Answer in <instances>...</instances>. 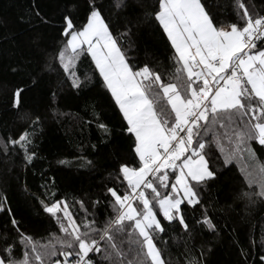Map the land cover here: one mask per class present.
<instances>
[{"label": "snow or ice", "instance_id": "6c2138e0", "mask_svg": "<svg viewBox=\"0 0 264 264\" xmlns=\"http://www.w3.org/2000/svg\"><path fill=\"white\" fill-rule=\"evenodd\" d=\"M152 18L171 53L163 71L130 56L131 19L113 23L95 0H90L82 22L70 12L63 16L61 46L49 54V68L54 62L64 76L61 87L67 84L79 92L90 81L87 73L80 74L79 64L88 60L94 66L108 106L122 118L121 131L134 137L130 150L138 159L118 161L115 179L110 185L102 180L101 191L88 203L81 199L69 205L55 194L41 201L62 234L53 231L44 242L21 231L9 209L12 228L5 231L14 234L0 237V264H166L157 240L166 243L172 225L189 238L200 230L218 234L220 226L206 210L205 193L234 161L246 157L254 163L240 171L254 190L243 195L264 198V164L255 163L250 146L252 141L264 146V11L257 12L248 0H232L227 6L218 0H158ZM31 40L37 51L47 52L38 34ZM22 97L23 89L13 90L12 108L20 109ZM93 119L103 137L111 135L100 114ZM39 123L36 116L31 130L0 139L4 155L13 149L32 163L37 156L32 138ZM97 147L89 144L93 150ZM74 160L80 167H96L84 155ZM50 182L54 186L47 180L45 186ZM5 203L6 197L0 200V210ZM74 205L83 210L84 219L78 221L71 211ZM201 206L205 210L190 221L188 211ZM101 209L108 218L98 224L96 212ZM236 244L241 264H264V236L258 243L252 239ZM253 248L259 250L255 260ZM209 250L201 247L200 256ZM189 264L200 261L194 258Z\"/></svg>", "mask_w": 264, "mask_h": 264}, {"label": "trees", "instance_id": "16d2710c", "mask_svg": "<svg viewBox=\"0 0 264 264\" xmlns=\"http://www.w3.org/2000/svg\"><path fill=\"white\" fill-rule=\"evenodd\" d=\"M218 2L227 6L232 0ZM95 3L102 6L103 14L113 23L126 19L133 21L130 56L162 71L168 69L171 53L165 46L166 37L162 38V29L152 18L158 0H95ZM248 3L254 5L257 12L264 11V0H248ZM89 4L90 0H0V139L7 141L10 136L31 130L35 117H40L32 138L37 156L32 163H26L19 154L32 182L47 202L55 194V198H66L69 205L81 199L88 203L90 197L95 199L94 194L101 191L98 186L102 180L110 185L115 179L118 161L138 159L130 150L134 137L129 139L128 134L121 131L122 118L118 110L108 106L104 90L93 75L94 66L90 67L88 60L79 64L80 74L87 73L90 77L89 83L79 92L67 84L61 87L64 76L54 62L49 68V54H54L61 46L63 16L70 12L74 19L82 22ZM37 34L47 52L37 51L32 43L31 38ZM37 66L41 72L33 71ZM16 88L23 89L19 110L12 108L10 101ZM53 92L57 93L55 97ZM97 114L109 125L111 135L103 137L99 132L93 119ZM83 121L91 123L82 125ZM89 144L98 147L93 150ZM250 146L255 152V163L264 164V146L255 141ZM9 153L4 155V149L0 147V200L6 197L4 210H0V237L14 234L5 231L12 228L10 209L21 231L44 242L51 232L57 231V226L43 208L37 209L32 204L20 175L10 162ZM81 155L92 160L96 167H80L74 158ZM60 159L70 163L58 164ZM253 163L247 157L234 161L205 193L206 210L220 226L218 234L200 230L189 238L172 225L164 237L166 243L157 240L166 264H189L194 258L199 259L200 264H241L236 241L242 240L246 245L255 239L258 243L264 236V198L253 195L249 199L243 195L254 189L247 186L240 168ZM46 180L54 181V186L51 182L45 186ZM205 206L189 210V220L199 217ZM71 211L78 221L85 218L79 205H74ZM93 211L89 207L88 212ZM87 218L92 219V216ZM107 218L104 209L96 212L98 224ZM57 235L62 234L57 231ZM201 247L210 249L202 257ZM20 251L18 248L17 255ZM252 251V259H258V248ZM90 255L96 260L102 259L99 255ZM68 259L72 261V257Z\"/></svg>", "mask_w": 264, "mask_h": 264}, {"label": "rangeland", "instance_id": "374dc122", "mask_svg": "<svg viewBox=\"0 0 264 264\" xmlns=\"http://www.w3.org/2000/svg\"><path fill=\"white\" fill-rule=\"evenodd\" d=\"M9 159L11 164L14 166V168L17 170L18 174L20 175V178L22 180V183L25 187V190L28 193V196L34 205L35 208H43L41 201L47 202L46 198L41 194L39 191V188L32 182L29 173L27 171V168L24 164V161L22 160L20 154L13 150L9 153ZM58 258L63 261L64 257L59 256Z\"/></svg>", "mask_w": 264, "mask_h": 264}]
</instances>
